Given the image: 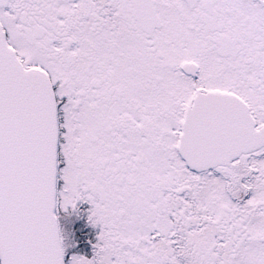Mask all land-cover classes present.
<instances>
[{"label": "snow or ice", "instance_id": "1", "mask_svg": "<svg viewBox=\"0 0 264 264\" xmlns=\"http://www.w3.org/2000/svg\"><path fill=\"white\" fill-rule=\"evenodd\" d=\"M0 264H264V0H0Z\"/></svg>", "mask_w": 264, "mask_h": 264}]
</instances>
